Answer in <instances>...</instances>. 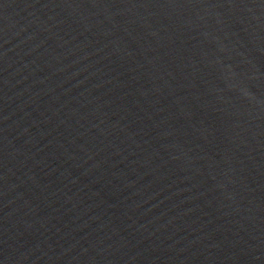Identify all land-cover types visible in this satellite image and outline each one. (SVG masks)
I'll return each mask as SVG.
<instances>
[{
	"label": "water",
	"instance_id": "95a60500",
	"mask_svg": "<svg viewBox=\"0 0 264 264\" xmlns=\"http://www.w3.org/2000/svg\"><path fill=\"white\" fill-rule=\"evenodd\" d=\"M0 264H264V0H0Z\"/></svg>",
	"mask_w": 264,
	"mask_h": 264
}]
</instances>
